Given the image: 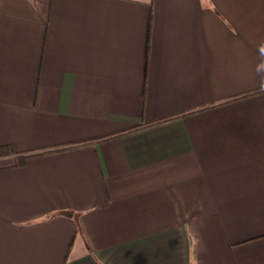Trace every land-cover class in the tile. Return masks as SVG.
<instances>
[{"label": "crops", "instance_id": "1", "mask_svg": "<svg viewBox=\"0 0 264 264\" xmlns=\"http://www.w3.org/2000/svg\"><path fill=\"white\" fill-rule=\"evenodd\" d=\"M2 146L0 264H264V0H0Z\"/></svg>", "mask_w": 264, "mask_h": 264}, {"label": "trees", "instance_id": "2", "mask_svg": "<svg viewBox=\"0 0 264 264\" xmlns=\"http://www.w3.org/2000/svg\"><path fill=\"white\" fill-rule=\"evenodd\" d=\"M13 154H14V152L12 151V149L10 147H8V146L0 147V159L8 157V156L13 155ZM16 164L17 165L23 164V161L18 160V162Z\"/></svg>", "mask_w": 264, "mask_h": 264}]
</instances>
